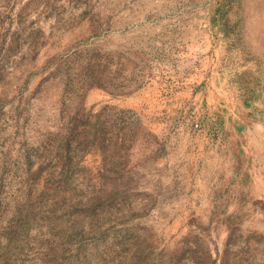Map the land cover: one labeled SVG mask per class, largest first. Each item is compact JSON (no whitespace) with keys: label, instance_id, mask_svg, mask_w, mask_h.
<instances>
[{"label":"rangeland","instance_id":"obj_1","mask_svg":"<svg viewBox=\"0 0 264 264\" xmlns=\"http://www.w3.org/2000/svg\"><path fill=\"white\" fill-rule=\"evenodd\" d=\"M213 1L9 0L6 4V0H0V11L5 10L0 12V17H5L3 28H17L21 24L17 19L23 15L25 37L39 31L44 42L34 60L26 50L25 58H13L4 64L9 71L4 85L0 84V94L6 92L18 99L20 93H33L45 76L42 68L53 57L61 64L70 62L71 75H81L83 66L94 62L91 52H98L102 56L100 66L116 78L108 87L110 91L89 90L83 109L97 112L114 106L129 111V120L140 124L131 155L140 177L135 190L148 193L136 195L134 208L136 212L150 208L140 217L143 232L159 249L188 230H196L214 258L227 237L225 217L245 230L264 234V122H252L240 135L227 122L222 133L215 127V109H227L226 118L243 113L230 84L241 70L243 53L233 48L230 52L229 43L221 36L212 38L208 26V59L201 66L203 70L198 60L193 62L192 71L188 69V58H180L186 55V47L174 49L184 37L173 21L189 20L186 14L179 17V5L184 4L191 14L197 9L202 13L201 20L206 13L209 20ZM200 3L208 4L207 9L198 11ZM161 23L166 24L160 27ZM96 26L98 34H94ZM76 55L81 58L73 63ZM60 97L58 86L33 96L35 109L27 124L30 141L38 143L45 132L65 126L71 110L58 116ZM161 144L165 145V155L148 161L146 157ZM17 146L10 148L11 156L15 157ZM238 148L244 154V170L233 177ZM82 164L96 173L101 157L88 154ZM13 167L20 177L26 175L23 168ZM143 232H136V237H144ZM35 234L41 235V231ZM258 255L264 256V250ZM36 262L42 264L41 259Z\"/></svg>","mask_w":264,"mask_h":264},{"label":"trees","instance_id":"obj_2","mask_svg":"<svg viewBox=\"0 0 264 264\" xmlns=\"http://www.w3.org/2000/svg\"><path fill=\"white\" fill-rule=\"evenodd\" d=\"M23 18L19 15L21 24L11 29L3 28L5 17H0L3 85L9 71L4 64L25 58L28 51L34 60L42 44L39 31L25 37ZM208 30L212 38L227 41L230 52L233 48L243 53L241 70L230 79L243 113L226 118L227 109H215L213 114L219 133L227 122L240 135L252 122H264V0H214ZM89 56L94 62H87L81 75H71V63L53 57L42 68L45 76L33 93H20L18 99L0 94V264H40L34 263L37 258L42 264H264V256L258 255L264 250V234L245 230L229 217L223 249L214 258L204 237L193 229L159 249L147 238L140 217L150 208L134 209L136 195H148L135 190L140 177L131 155L140 124L129 120V111L114 106L97 112L83 109L89 90L110 91L116 78L100 66L98 52ZM80 58L76 55L72 62ZM53 86L61 90L58 116L65 110L71 113L63 128L45 132L38 143L30 141L32 98ZM16 144L14 157L9 151ZM88 154L101 157L96 173L82 164ZM164 155L165 145H156L146 159ZM235 158L238 175L245 163L241 148ZM13 166L26 175L20 177ZM138 231L144 237H136Z\"/></svg>","mask_w":264,"mask_h":264},{"label":"crops","instance_id":"obj_3","mask_svg":"<svg viewBox=\"0 0 264 264\" xmlns=\"http://www.w3.org/2000/svg\"><path fill=\"white\" fill-rule=\"evenodd\" d=\"M207 6L208 4L206 3H200L199 4V7H198V11H203L205 9H207ZM179 8H182L180 10V18L188 15V21L184 20V19H181V22H178L179 18L174 20L173 22L174 23V26L176 28V31H179V32H182L184 39L182 40V42H179L177 45H175V48L174 49H178L179 47H186L188 50L186 52V55L185 56H181L180 58H185L187 57L188 58V64L186 65L188 67V69H190L191 71L195 68L193 67V62L195 60H198L200 61V67L204 65V62L208 59V55L205 54V50H206V29H207V26H208V16L206 15H203L204 19L201 20L200 17H201V12H196V10L194 11L193 14H191V10H189V8H186L185 5H179L178 9ZM198 14V15H197ZM200 16V17H199ZM172 22V23H173ZM163 24H166V23H161L159 26L161 27ZM175 32V31H174ZM176 33V32H175ZM176 35H178V33H176ZM175 40H178L176 37H175ZM201 50H202V53H201ZM190 62V63H189ZM206 64V63H205ZM180 70L181 69V66L179 67ZM201 70H203V68L201 67L200 68ZM185 75V74H184ZM201 91L203 89L202 86H200L199 88ZM198 90V91H200ZM205 91V90H204ZM193 94V93H192ZM196 95V94H195ZM200 96H202V93H200ZM204 99V95L202 97ZM251 155L247 156V158H250ZM252 160V158H251ZM250 172V170H249ZM233 177L236 176L235 173H232ZM251 174V172H250Z\"/></svg>","mask_w":264,"mask_h":264}]
</instances>
